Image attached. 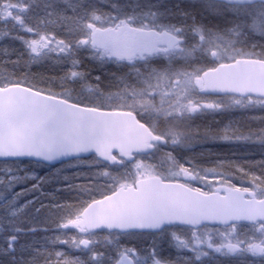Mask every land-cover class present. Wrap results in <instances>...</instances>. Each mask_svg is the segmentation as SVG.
Here are the masks:
<instances>
[{
    "label": "snow or ice",
    "instance_id": "snow-or-ice-1",
    "mask_svg": "<svg viewBox=\"0 0 264 264\" xmlns=\"http://www.w3.org/2000/svg\"><path fill=\"white\" fill-rule=\"evenodd\" d=\"M221 24L264 34V0H0V40L19 43L0 47V264H264V90L226 83L264 51ZM138 34L159 39L117 47ZM177 51L204 62L173 68ZM138 110L247 115L203 124L200 152L171 128L133 151L84 134L92 114Z\"/></svg>",
    "mask_w": 264,
    "mask_h": 264
},
{
    "label": "water",
    "instance_id": "water-1",
    "mask_svg": "<svg viewBox=\"0 0 264 264\" xmlns=\"http://www.w3.org/2000/svg\"><path fill=\"white\" fill-rule=\"evenodd\" d=\"M227 74L237 79L226 81V83L246 88L247 94H253L257 88L264 90V64L241 62L227 70ZM209 79H215V76H210ZM84 134L90 136L96 143L118 151L140 149L152 135L147 127L140 124L133 115L104 113L92 114L88 117Z\"/></svg>",
    "mask_w": 264,
    "mask_h": 264
},
{
    "label": "rangeland",
    "instance_id": "rangeland-1",
    "mask_svg": "<svg viewBox=\"0 0 264 264\" xmlns=\"http://www.w3.org/2000/svg\"><path fill=\"white\" fill-rule=\"evenodd\" d=\"M153 2H155L154 0H152ZM113 2H124V0H113ZM143 2V0H142ZM213 27V31H217L219 32L221 35L227 37L228 39H232L234 41V48L237 50H250V46H253L255 43H260L261 41H264V34H260L257 33L255 31H252L251 29L248 28H244L242 29V34L239 36H231L228 32L227 29H229L230 27H232L231 24H221L218 27L216 26H211ZM187 55V53L185 54H181L180 52H176L175 54H172L171 57V65L173 68H186V69H191V67L197 65V64H184L181 61V58H184V60H187V58H185ZM194 55H192L193 57ZM202 63L204 62L203 59H201ZM167 65V64H166ZM112 91H116V88H113ZM161 96L159 94V90H158V94L155 96L154 98V102L159 105ZM139 111V110H138ZM225 115V114H224ZM215 116H222V115H215ZM212 117V116H210ZM149 123L152 125L153 123L156 124V121H159L160 124L164 123V128L165 130L161 131V133L166 132L168 129H175L178 132H182L185 134L186 137H188L190 140H192L194 135H189L188 134V130H190V128L193 126V123L196 121H191V120H186V119H181L180 117L176 116L175 114H171L166 116L164 112H161L159 114V118L155 117L154 118H150ZM204 119L200 118L199 120ZM191 137V138H190ZM189 140V143H191V141ZM171 146V145H170ZM190 149H192L193 151H198L199 148H192L190 147ZM190 149H185V150H190ZM131 243H129L127 246L128 247H133L130 246ZM225 263H229L226 260H223ZM231 264H235V262H231Z\"/></svg>",
    "mask_w": 264,
    "mask_h": 264
},
{
    "label": "trees",
    "instance_id": "trees-1",
    "mask_svg": "<svg viewBox=\"0 0 264 264\" xmlns=\"http://www.w3.org/2000/svg\"><path fill=\"white\" fill-rule=\"evenodd\" d=\"M156 2V0H154ZM153 2V1H152ZM175 0H165V3L168 6H171L172 3H174ZM154 3V2H153ZM0 27H3L2 25H0ZM4 45H9V46H15V47H19V43L18 42H14L10 39H4V40H0V47L4 46ZM255 47L253 48V46H250V50L251 51H255V52H261L264 51V41H261L260 43H255L254 44ZM47 71L50 74H54L56 69H47ZM108 78H106L107 80ZM259 114V113H257ZM247 114L244 113H240V112H235V113H230V114H225L222 116H207L204 117V119H197L194 123L193 126L190 128V130H188V134L189 135H194L190 145L192 148H199L198 151H193L192 149L188 150L191 152H200L203 148H205L207 146L206 142L204 141V137H203V133H204V128L202 127L203 124H212L213 121H223V122H227L229 119H233V120H237V119H243L246 117ZM156 116H154L155 118ZM142 123H144L145 125H151L149 122H146L144 120L141 119ZM155 128L151 129L152 132L155 133H161L162 130V125H164V123L160 124L159 121H156L155 124ZM148 127V126H147ZM149 128V127H148ZM191 138V137H190ZM213 150L217 153H219L222 156H227V157H231L232 156V152L233 151H239V152H243L246 150V148L244 146H230V145H219V146H213ZM247 150H255L252 149L251 146H248ZM256 159H259V155H258V151H257V156L255 157ZM130 246L134 247V244H130ZM140 248H143L144 245L140 244L139 245Z\"/></svg>",
    "mask_w": 264,
    "mask_h": 264
},
{
    "label": "flooded vegetation",
    "instance_id": "flooded-vegetation-1",
    "mask_svg": "<svg viewBox=\"0 0 264 264\" xmlns=\"http://www.w3.org/2000/svg\"><path fill=\"white\" fill-rule=\"evenodd\" d=\"M159 39L158 36H152V37H145L143 35H137V38L135 41H121L120 43L117 44V47L120 48V49H130V50H136L137 52H139L140 50H142L144 47H145V41H155ZM150 46V45H149ZM162 46V45H161ZM183 47L187 50L189 48H191V44L190 43H186L183 45ZM179 52V51H177ZM176 52H173V53H170L169 55L171 56L172 54H175ZM181 54H185L187 53L186 51L185 52H180ZM145 54L147 55V52H145ZM193 57L191 58H187V60H184V58H181V61L185 64H199V63H202L201 59H203V55H202V52L201 51H195L193 52ZM149 59L153 62V64L156 66V67H164V66H167L166 64L168 63V60L167 58L164 57L163 53H153ZM144 64L145 62L144 61H141L139 59H137L136 61V66L140 68L141 72H146L147 70L145 69L144 67ZM107 71L109 72H119L118 69H116L115 67L113 68H110V69H107ZM127 111V109L125 110ZM132 115L140 122L141 119L146 121V122H149L150 118H154V115L150 114V113H143L141 114L140 111H136V112H133ZM142 117V118H141ZM155 120V118H154ZM142 123V122H140ZM144 124V123H142ZM145 125V124H144ZM151 133L153 134L152 130L150 128H148ZM162 130H165L164 126L162 125ZM221 264H229V263H225L223 260L221 261Z\"/></svg>",
    "mask_w": 264,
    "mask_h": 264
}]
</instances>
